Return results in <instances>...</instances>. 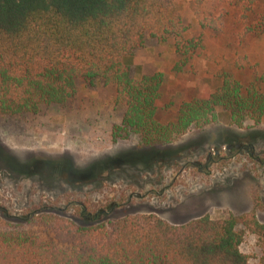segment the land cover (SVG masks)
I'll use <instances>...</instances> for the list:
<instances>
[{
    "label": "trees",
    "instance_id": "1",
    "mask_svg": "<svg viewBox=\"0 0 264 264\" xmlns=\"http://www.w3.org/2000/svg\"><path fill=\"white\" fill-rule=\"evenodd\" d=\"M231 1L243 25L239 38L262 36L261 0ZM202 2L195 1L198 16ZM201 24L217 31L224 22L206 16ZM187 31L173 0H0V116L62 106L78 92V80H101L114 87L115 104L125 108L114 136L135 135L141 148L204 129L218 120V109L238 127L247 120L260 124L264 69L246 54L234 58L208 97L183 102L174 121L157 119L162 75L135 79L124 58L148 39H173L187 62L202 46L187 39ZM239 74H247L245 82ZM247 233L255 237L258 253L242 251ZM0 264H264V223L251 211L183 224L151 213L82 225L36 209L19 221L0 215Z\"/></svg>",
    "mask_w": 264,
    "mask_h": 264
},
{
    "label": "rangeland",
    "instance_id": "2",
    "mask_svg": "<svg viewBox=\"0 0 264 264\" xmlns=\"http://www.w3.org/2000/svg\"><path fill=\"white\" fill-rule=\"evenodd\" d=\"M173 1L188 27L186 38L201 41V48L183 62L173 39H148L124 58L135 79L162 75L157 119L163 123L176 120L183 102L212 94L238 54L264 69V34L239 38L243 25L231 0H202L199 16L196 0ZM258 10L264 11V0ZM206 16H221L220 30L203 27ZM77 84L62 106L0 116L1 216L19 221L41 209L92 225L153 213L183 224L254 211L264 223V119L238 127L218 109V120L204 129L141 148L135 135L114 136L125 113L115 104L114 87L101 80ZM242 251L258 253L253 235H245Z\"/></svg>",
    "mask_w": 264,
    "mask_h": 264
}]
</instances>
